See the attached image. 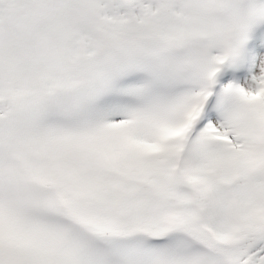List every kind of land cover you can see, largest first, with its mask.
Masks as SVG:
<instances>
[{
    "label": "rangeland",
    "instance_id": "rangeland-1",
    "mask_svg": "<svg viewBox=\"0 0 264 264\" xmlns=\"http://www.w3.org/2000/svg\"><path fill=\"white\" fill-rule=\"evenodd\" d=\"M62 1H47L54 10L50 21L46 20L51 27L47 29L58 31V39L45 40L44 27H39L38 39L45 47L41 55L39 49L35 52V63L24 70L31 79H18L30 93L18 84L11 91L0 85V101L8 98L18 115L28 103H50L62 93L67 79L68 86L80 85L68 91L81 97L78 107L82 110L97 107L95 98L114 94L117 98L99 112L98 119L84 115L82 124L70 116L46 124L41 130L45 145L34 144V138L28 141L30 131L37 136L36 126L25 132L20 128L21 122L28 126V115L19 114L15 124L0 121V264H210L209 254L218 253L219 258L225 252L219 243L232 246L229 256L235 264H264V232H257L264 225V145L256 136L248 137L244 128L238 135L240 142L227 132L230 123L237 132L241 121L256 123L255 128L264 123V8L255 0H246V6L240 0H204L205 7L203 0H167L177 1L174 17L178 20L162 22V39L169 49L164 47L160 57L149 53L158 50V41L148 37L146 27L134 29L145 39L131 42L129 38L136 33L129 25L114 16L102 19L98 4L91 0H86L89 6L83 4L85 0L78 1L83 6L82 19L88 14L92 26L86 22L69 40L60 37L67 26L60 27L57 15ZM180 18L184 19L181 24ZM9 32L15 30L9 28ZM6 35L0 34L7 48L0 47V78L10 81L17 74L15 62L23 60L24 52L10 47ZM16 37L20 45L28 38L24 31ZM104 46L111 49L104 51ZM60 56L65 62H60ZM143 73H149L148 78ZM125 77L134 81L121 90ZM219 82L223 88L217 90ZM197 93L202 101L212 94V101L215 97L220 101L215 110L213 104L201 108L209 111L204 129L198 131L199 146L192 150L194 138L188 130L180 135L187 119L175 115L183 108L184 98L194 102ZM8 111V102L0 104V120ZM251 114L257 119H251ZM19 136L26 138L20 142ZM233 142L242 147L232 151L229 144ZM198 149L204 153L197 163ZM43 154L50 156V162L44 159L46 165L40 164ZM168 154L171 166L164 158ZM55 155L63 165L54 161ZM218 156L228 165L219 162ZM209 160L229 171L236 166L252 167V172L258 170L252 174L257 180H250L251 171L243 172L244 189H232L238 193L235 199L228 191L229 205L224 207L226 180L211 179L220 190L209 187L208 192L210 212H217L209 220L211 227L197 228L195 207L206 202L200 198L194 202L191 191L199 189V181H210L205 177L214 173ZM92 167L107 171L92 177ZM71 175L81 182H72ZM178 205L184 213L176 210ZM250 205L263 208L249 214ZM243 227L257 236L245 254L239 251V243L245 241L240 236Z\"/></svg>",
    "mask_w": 264,
    "mask_h": 264
},
{
    "label": "trees",
    "instance_id": "trees-1",
    "mask_svg": "<svg viewBox=\"0 0 264 264\" xmlns=\"http://www.w3.org/2000/svg\"><path fill=\"white\" fill-rule=\"evenodd\" d=\"M190 1H192V0H190ZM207 1L209 3L211 2V0H207ZM62 2L63 3L61 5V8L59 9V11L57 12V15L61 19L60 27H63L65 24L67 26H66V29H65V34H62L60 37L65 38V39L67 38L69 40L72 37V33L73 32H81L83 30V28H84L83 26L86 25L85 24L86 22L88 23L87 25L92 26V24H90V23H92L93 21L89 20L90 16L88 14H85V19H86V17L88 19H86V20L82 19L81 15H80L81 14V10L80 9L83 8V6L80 4V2L78 0H75L73 2H70L69 0H63ZM160 2L163 3V6H160ZM91 3H93V0H91ZM94 3H96V0H94ZM155 3H156V7H158V8L156 10L154 8L152 10L151 14L147 10L146 11V15H143L145 17L141 18L142 21H141L140 24L146 26V29H147L146 31H147L148 37L151 36L153 39H156L158 41V46H157L158 50L153 49V50H150L149 53L151 51H153V53H156L158 56L161 57V53L163 52V48L165 47L166 49H169V47L165 46V42L162 39V36H163V32L162 31H165V29L162 28V31H161V27H163V25L166 24V21H170V19L171 20H175L176 19L174 17V10L178 9L179 5H177V1H175V3H168L167 0H164V1L163 0L162 1L155 0ZM242 3H244V4H242ZM255 3L257 5H260L262 8H264V0H255ZM83 4L85 6H89L88 3L86 2V0L83 1ZM205 4H206V1L203 0L202 1V5L204 7H205ZM240 4H241V6L242 5L246 6L248 4V2H246V0H240ZM161 7H163V10L161 9ZM97 8H99V7L97 6ZM53 13H54V10H53ZM152 13H154L153 18L151 17ZM149 15H151V16H149ZM156 17H158V20H160V23H161L160 25H157V21L158 20L156 21ZM132 18H135V20H138L137 19V15L136 14L133 15L131 17V19H129V21H128L129 22V27L136 33V36H132L131 38H129V40L131 42H135L137 40V38H139L138 34H139L140 31L134 30V29H136V27H138V25L134 23ZM184 18H185V16H184ZM176 20H178V19H176ZM179 21H180V24H181L184 21V19L180 18ZM162 22H164L163 25H162ZM263 23H264V19L262 20L261 24H263ZM13 28L15 30L14 33L9 32L8 28L6 29V31H1V29H0V34H1L2 37H6L7 38L6 32L9 34V36H8L9 40L7 42H8L10 47H13L14 50H18V51L20 49H22L23 52H24L23 60L20 61L18 59L17 62H15V65L18 67V69L15 70L17 72L16 76L10 78V79H12L10 81L3 80L2 78H0L1 87L2 88H6V90H9V91L15 89L17 84L19 85L20 89H22V88L26 89L25 86L22 87L20 85V83L18 82V79H20V80H22V79L24 80L25 78L31 79L30 74L27 73L28 71H26V73H24V70H26L27 67L33 66V64L35 63V61H36L35 52L39 49V52H40V55H41L42 49L45 47L43 45V43L41 44L38 41V32H39V30H38V27L36 26L35 22H32L30 24L29 28H27L26 26L22 27L23 29L21 31H24L27 34V36H28V38H24L25 41L23 42V45H20V38L16 37L19 27H16L17 29L15 27H13ZM29 30H30V35L28 33ZM235 31H237V27L235 28ZM15 33H16V35H14ZM32 37H33V39L35 38L34 41L32 40ZM58 37H59V32L58 31L55 32V30H54L53 33H52V40L53 39L54 40L58 39ZM139 39H145V38L143 37V38H139ZM137 42H139V41H137ZM4 43L0 42V47L1 48H2V46H4V48H5V44ZM5 49H7V48H5ZM102 49H104V51H108L111 48L107 47V50H106L105 46H104V47H102ZM173 52H174V55L177 54V57L179 56L178 52H175L174 49H173ZM112 53H113V51H112ZM0 54H1V52H0ZM123 55L124 54H122V56ZM234 58H236V56H234ZM44 59H45V55H44ZM11 62H13V61H11ZM124 63H126V62H124ZM88 65L90 66V65H93V64H88ZM177 65L180 68L181 63H178ZM13 69H14V66H13ZM227 69H229V68H227ZM85 70H86L85 68H82V72H84ZM188 73H190V71H188ZM85 74H87V72ZM148 74L149 73H143L142 76H144L145 78H148ZM137 75H139V74H133L132 76H137ZM83 76H84V74H83ZM128 77H125L123 82ZM68 78H69V76H68ZM172 81H174L173 83L175 84L176 81L175 80H172ZM90 82H93V80L91 79ZM76 86H80V85H77L75 83V84H72V85L68 86V79H67L65 85H63V87H62V93H60V95H56L55 97H53L51 99L50 103H47V101L45 102L43 99H42V101L45 102V104H37V105L34 106L32 103H28V105L25 107V109L22 110V113H19L20 116H22V114H25V115H28V117H29L28 120H26L27 123H28V126L26 125V123L21 122V124H23V125L20 128L23 129L22 130L23 132H25L24 129H26V130L30 129L31 130L35 126L37 127L36 128L37 129V136H36V134L34 135L33 131H30V133L32 135L28 137V141H30V138H34V139L37 140V141H35V140L32 141L34 144L43 143L45 145L46 140L42 139L41 130L46 124H48L50 122H53V121L61 120L64 117L69 119L70 116H73L77 120V122H82V124L84 123V119H83L84 115H86V118H88V119L89 118L92 119V120L98 119L99 118V112H102L105 107L110 105L117 98L116 94H114L112 96L111 95H105L101 99L100 98L99 99L95 98V100H93V101H96V103L98 104L97 107L92 108L90 110H82L80 107H78V102H80L81 97L78 96V95H74L71 92H69L70 90L73 89L71 87H76ZM125 87H127V86L122 84L121 90H123ZM114 88H116V87H114ZM1 90H3V89H0V91ZM26 90H28L29 93H30L29 89H26ZM66 90L67 91L69 90L68 91L69 93L67 92L65 94ZM204 90H205V87H204L203 91ZM199 91H202V89H199ZM212 93H214V90H213ZM233 94H234V92H233ZM200 96H201L200 93L196 94L194 102H193L192 99L184 98V102H183V104H181V106L183 108H180L179 109L180 112L175 115V116H177V115L180 114L181 115V119L180 120H183V118L187 119L185 121V123H184V126L182 127L183 130L180 133V135L184 132V130H188L187 134H190L194 138V143L192 145V150L197 149V147L199 146V141L201 139L200 138L201 135L198 137V135H199L198 131L204 129V122H205L204 114H205V111H202L201 108L204 107V105H209L212 102L213 94L210 95L208 97V99H206V101H202ZM235 96L238 97L237 95H235ZM87 98L89 99V97H87ZM222 99H223V95H222ZM199 100H201V101H199ZM219 101H220V99L218 100V102ZM71 104H73L75 106L74 109L70 107ZM217 107H218V104H217ZM184 108L186 110H184ZM15 114H16V111L14 110V107L12 106V111H11L10 118L16 120V118L20 117L19 114L18 115H15ZM248 118L250 119V116H248ZM251 119H257V115H252L251 114ZM14 120H13L12 124H15ZM228 120H230V121H228ZM228 120H227L228 121L227 124L231 122V119H228ZM238 122H240V121H238ZM240 123L241 124H239V126H238V129L240 128L239 132H237L233 128V126H232L233 123H230V126L227 127L228 135H232L234 137V139H236L237 142H240L242 138L239 137L238 135H239L240 131L242 130V128H244V129H246L248 137H255L256 136V140L260 141L264 145V123H260L259 122L261 124L260 128H255L256 123L252 124V123L249 122L248 124H242V121ZM32 124L34 125V127H32ZM17 133H18V131H16V134ZM19 133H21V132H19ZM180 135L178 136L179 138H180ZM39 136H40V138H39ZM25 138L26 137L19 136L18 140L20 142H23ZM160 139H161V137L155 139V143H158L160 141ZM215 141H218V140H215ZM24 144H26V143H24ZM229 145L232 147V149H231L232 151H233V149H235L236 146L242 147V144L236 143V145H234V142H233V144H229ZM38 146L39 145H37L35 147H38ZM40 150L41 149H39V151ZM202 153H204L203 149L202 150H199V149L197 150V156H196V160H195L197 163L200 161L199 159L202 156ZM167 156H168V158H166L164 156V158L166 160V164L168 166H171L172 165L171 156H170V154H168ZM43 157H41L43 160L40 162V164L43 163V164L46 165L44 159L49 161L50 160L49 159L50 156L48 157V156H45L43 154ZM52 157H55L54 161L57 164L62 162V165H63L64 161H60V158L58 156L55 155V156H52ZM94 157H95V159H98L95 155H94ZM217 159L219 160V162L220 161L222 162V160H223V162L226 163V161L224 159H222V158H219V156L217 157ZM49 162H47V163H49ZM228 163H226V164L228 165ZM148 164H149V162H148ZM103 167L104 166L102 165V168ZM219 167L221 169H223V170L220 171ZM209 168H211L212 172H214V173L212 175H210V176H205V177H207V178L209 177L210 181L205 182L204 179L202 181H199V183H198L199 189L196 190V191L191 192L192 193V200L194 202L198 203V201H199L198 198H200L201 202L205 201L206 203H208V206H207L206 203H200L199 206L195 207L196 215L198 216L197 222H196L197 228L200 225H205L207 227H211V225L209 224V223H211V221H209V220L217 212L216 211L213 214H211V212H210V201H212V198H211L210 194L208 193V192H211L209 190V187H210V189L212 191H220V190H218L219 187L217 186V184L216 183L215 184L212 183L211 179L214 182H215V180L219 181L221 178L226 180L223 183V185H222L223 188L225 189L224 191L226 193V195H225L226 202L223 203V206L224 207H228L229 202H227V201L230 200V198H229L230 196L228 195V191L232 192L233 188L236 189L235 192L237 190L241 189V188L244 189V186L246 184H244L245 183V179H244V173L243 172H249V171L252 172V170H251L252 167H247V166L232 167L233 170L229 171L228 169H226V167L223 168V166H220L219 163L216 164L215 161H211V160H209ZM47 170L49 172V167H48ZM225 170L226 171L228 170L227 172L229 174H226ZM103 171H107V169H101V168L92 167L89 174L92 177H94V176L98 177L99 176V172H103ZM257 172H258V170H256V172L253 171L252 173H249L250 180H252V179L257 180V175H254V176L252 175V174H256ZM220 173H221V175H219ZM74 175L77 176L78 173H76ZM74 175H71L72 182L78 181V184H79L80 180H82L85 177L86 173L84 175L80 176V177H83L80 180H75L74 179ZM197 178L199 179V177H197ZM235 192L234 191L232 192V195L234 196V199L236 198V195L238 194V193L235 194ZM204 196H206L207 198L204 199L203 198ZM213 196L215 197L214 194H213ZM233 203L235 205V201L234 200H233ZM217 205L219 206L218 203H217ZM259 206L261 208H263L261 205H258L256 207H252V205H250L246 209H250L251 210V208H252V211L249 214H253V212L256 213L257 208ZM176 210L179 211V212H183L184 213V208L182 206H179V205L176 206ZM253 223H255V221ZM165 226H166V224H165ZM262 230H264V225L261 224V225L258 226V232H260ZM241 231H244V233L241 234V235L245 237V241L242 244L239 243V251H241V253H246L247 249L249 247L251 248V246L255 243V238H254L255 236L253 234L254 230L252 231V230H249L248 228L244 229V227H243V229H241ZM241 231H240V233H241ZM209 237H211V236H209ZM235 246H238V244L235 245ZM222 248H223L222 251L227 252L228 256H226V254H224L225 252L221 253V256L219 258H218V253L211 254L210 257H211L212 262L210 264H235V260L232 259L233 256H229L231 254L232 246L230 247V249L228 247H222Z\"/></svg>",
    "mask_w": 264,
    "mask_h": 264
},
{
    "label": "flooded vegetation",
    "instance_id": "flooded-vegetation-1",
    "mask_svg": "<svg viewBox=\"0 0 264 264\" xmlns=\"http://www.w3.org/2000/svg\"><path fill=\"white\" fill-rule=\"evenodd\" d=\"M109 3L114 5L120 14L143 15L148 10L144 0H110ZM37 7V0H0V26L8 29L30 26L32 18L37 14ZM103 9L106 10L105 4Z\"/></svg>",
    "mask_w": 264,
    "mask_h": 264
},
{
    "label": "water",
    "instance_id": "water-1",
    "mask_svg": "<svg viewBox=\"0 0 264 264\" xmlns=\"http://www.w3.org/2000/svg\"><path fill=\"white\" fill-rule=\"evenodd\" d=\"M247 264H249V263H247Z\"/></svg>",
    "mask_w": 264,
    "mask_h": 264
}]
</instances>
